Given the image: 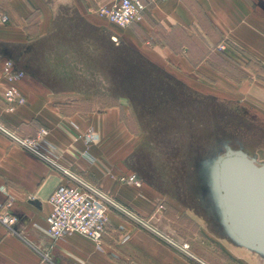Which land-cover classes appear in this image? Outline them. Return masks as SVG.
Wrapping results in <instances>:
<instances>
[{
    "label": "crops",
    "instance_id": "obj_1",
    "mask_svg": "<svg viewBox=\"0 0 264 264\" xmlns=\"http://www.w3.org/2000/svg\"><path fill=\"white\" fill-rule=\"evenodd\" d=\"M112 2L0 0V16L8 18L0 20V59L12 60L15 69L23 71L15 85L25 98L23 104L7 109L3 91L9 84L0 62V123L23 137L47 129L46 139L57 150L62 167L98 186L174 242L188 244L189 254L115 209L108 214L102 251L75 233L52 240L42 230L50 211L48 198L70 178L0 130V208L17 217L14 231L0 223V264L256 263L258 259L248 260L243 253L247 249L232 256L220 243L218 247L227 256L208 247L200 254L194 238L182 237L176 224L184 215H191L194 207L182 206L142 174L138 160L142 152L135 133L121 118L119 105L96 104L103 97L87 92L85 74L67 77L66 70L75 69V63L60 65L54 58L40 62L38 55L61 52L66 55L63 61L70 60L76 50L85 51L89 39L92 53L108 46L112 62L120 43H129L196 91L201 84L214 95L215 87H222L224 99L238 103L239 133L264 135V79L228 78L206 63L221 47L220 55L238 53L264 67V0H151L139 22L120 30L97 14L100 6ZM195 53L202 55L200 60ZM200 69L205 70V79L195 73ZM88 129L98 139L85 143L82 135ZM131 172L140 174V186L118 181L120 175ZM158 203L164 208L151 217ZM199 230L200 226L193 229V234ZM124 233L129 237L121 241ZM202 234L208 242L204 238L208 235Z\"/></svg>",
    "mask_w": 264,
    "mask_h": 264
},
{
    "label": "rangeland",
    "instance_id": "obj_2",
    "mask_svg": "<svg viewBox=\"0 0 264 264\" xmlns=\"http://www.w3.org/2000/svg\"><path fill=\"white\" fill-rule=\"evenodd\" d=\"M87 40L85 51L76 53V50L70 60L63 61L66 55L61 52L39 54L38 59L47 62L54 58L60 65L75 63L76 66L72 64L75 69L66 70L67 77L85 74L87 92L103 97L96 104L102 107L110 103L119 105L121 118L135 133L142 152L138 159L142 174L168 196L180 200L182 206L194 207L191 215H184L176 226L182 237L198 242L200 254L208 247L217 255L227 256L217 245L222 243L221 246L232 251V256L247 249L243 253L248 260L256 258L257 264H264V250L239 243L229 232L221 214L215 177V161L226 151H240L257 164L264 163V135L261 132L239 133L238 103L224 99L222 87H215L213 95L206 86L198 84L197 92L195 86L186 85L183 79L158 61L140 54L129 43H120L111 62L108 46L104 44L100 53H92L89 46L93 43ZM74 44L79 45L77 41ZM40 49L46 47L40 46ZM219 50L223 51L221 47ZM217 51L206 63L222 76L236 80L244 76L264 79V67L253 59L238 53L224 56ZM197 56L200 60L202 55L195 53L196 60ZM77 64L81 65L80 69ZM94 66L96 69H91ZM59 72L63 75L61 70ZM195 73L206 78L205 70ZM199 226L202 230L193 234V229ZM203 232L208 235L204 237H208V242L203 241Z\"/></svg>",
    "mask_w": 264,
    "mask_h": 264
},
{
    "label": "built area",
    "instance_id": "obj_3",
    "mask_svg": "<svg viewBox=\"0 0 264 264\" xmlns=\"http://www.w3.org/2000/svg\"><path fill=\"white\" fill-rule=\"evenodd\" d=\"M149 2L151 0H113L109 5L100 6L97 9V14L106 18L109 22L125 28L132 23L139 22L143 18V13ZM7 19L6 15L0 16L2 22L7 21ZM0 62L2 74L9 84L3 91V97L7 103V109L13 110L17 105L25 102L24 96L15 85V82L21 79L24 73L21 70L15 69L13 61L10 59H0ZM0 130L8 135L12 141L24 147L49 165L59 169L70 178L69 182L58 185L48 198L50 211L45 218V226L42 230L52 240H57L65 235L75 233L90 239L94 242L96 249L102 251L103 238L108 223V214L111 209H115L154 234L162 237L180 251L189 254L188 244L174 242L170 237L160 233L147 219L116 201L98 186L77 177L62 167L58 163L59 154L57 150L46 139L47 129H39L33 137L20 136L14 130L9 129L1 123ZM82 136L85 143L98 139V135L92 129H88ZM118 181L120 183H130L135 186H140L142 182L139 175L135 172L120 175ZM163 208V203H158L156 210L150 216L154 217L157 210ZM16 221L17 217L15 215L5 212L0 208V223L9 230L14 231L13 225ZM128 237L129 234L124 233L121 241L127 240ZM113 256L117 257L116 254H113Z\"/></svg>",
    "mask_w": 264,
    "mask_h": 264
},
{
    "label": "water",
    "instance_id": "obj_4",
    "mask_svg": "<svg viewBox=\"0 0 264 264\" xmlns=\"http://www.w3.org/2000/svg\"><path fill=\"white\" fill-rule=\"evenodd\" d=\"M219 206L229 232L252 249L264 250V163L240 151L215 161Z\"/></svg>",
    "mask_w": 264,
    "mask_h": 264
},
{
    "label": "bare ground",
    "instance_id": "obj_5",
    "mask_svg": "<svg viewBox=\"0 0 264 264\" xmlns=\"http://www.w3.org/2000/svg\"><path fill=\"white\" fill-rule=\"evenodd\" d=\"M255 162V161H254ZM256 163V162H255Z\"/></svg>",
    "mask_w": 264,
    "mask_h": 264
}]
</instances>
